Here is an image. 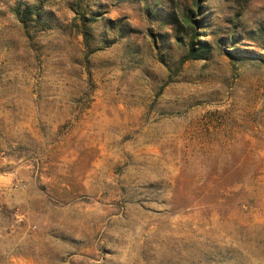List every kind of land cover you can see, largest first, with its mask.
I'll use <instances>...</instances> for the list:
<instances>
[{"label":"rangeland","instance_id":"374dc122","mask_svg":"<svg viewBox=\"0 0 264 264\" xmlns=\"http://www.w3.org/2000/svg\"><path fill=\"white\" fill-rule=\"evenodd\" d=\"M198 5L0 0V264H264V0Z\"/></svg>","mask_w":264,"mask_h":264},{"label":"trees","instance_id":"16d2710c","mask_svg":"<svg viewBox=\"0 0 264 264\" xmlns=\"http://www.w3.org/2000/svg\"><path fill=\"white\" fill-rule=\"evenodd\" d=\"M200 0H195V9L190 13L189 16L185 15V21L189 24H192L194 27H192L195 32L196 29H201V22L199 20L196 19H192V17H197L196 14H200L202 15L201 12V7L198 5ZM192 38L197 41V38L195 36V33L193 34ZM200 43V42H199ZM194 41L190 44V51H189V55L187 56V59H193V60H198V59H204L202 57H204V55L207 53V50H199L197 51L196 55H193V51H194Z\"/></svg>","mask_w":264,"mask_h":264}]
</instances>
